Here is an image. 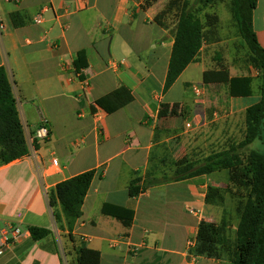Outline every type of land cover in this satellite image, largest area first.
Returning a JSON list of instances; mask_svg holds the SVG:
<instances>
[{
    "label": "crops",
    "instance_id": "crops-1",
    "mask_svg": "<svg viewBox=\"0 0 264 264\" xmlns=\"http://www.w3.org/2000/svg\"><path fill=\"white\" fill-rule=\"evenodd\" d=\"M142 4L143 0H0V67L9 74L29 149L26 157L0 167V264H69L83 247L98 252L100 264H129L131 247L140 248L143 241L161 255L155 260L147 257L142 264H221L190 253L196 237L193 242L182 239L190 227L155 226L153 216L142 211L143 194L156 185L138 197L129 195L135 177L148 180L157 127L147 125L145 118H157L160 103H175L168 94L180 82H189L184 78L191 69H198L202 81L208 71L198 62L191 64L163 94L174 36L155 22L161 0L148 9ZM44 7L49 10L36 24ZM12 15L18 17V26ZM253 27L264 49V0H257ZM80 51H85L88 66L78 73L73 63ZM207 85L226 87L232 131L261 100V81L256 88L252 79V94L246 97L230 96L227 84ZM122 86L134 96L130 104L111 115L93 107ZM42 118L49 121L50 137L38 142ZM90 170L96 175L70 237L60 229L54 213L61 207H52L49 195L59 183ZM214 180L203 176L200 187L188 186L193 192L188 209L200 211L194 206L200 205L197 195L201 191L204 198ZM105 204L132 209L131 226L104 215ZM31 226L50 234L35 241ZM10 227L20 228L21 235L5 246L4 233ZM161 235L174 242L163 244Z\"/></svg>",
    "mask_w": 264,
    "mask_h": 264
},
{
    "label": "trees",
    "instance_id": "trees-1",
    "mask_svg": "<svg viewBox=\"0 0 264 264\" xmlns=\"http://www.w3.org/2000/svg\"><path fill=\"white\" fill-rule=\"evenodd\" d=\"M158 0H146L143 9H148ZM194 4L211 5L215 0H193ZM181 2L173 0L171 5ZM257 0H230L231 15L235 21L241 40L248 47L254 65L261 72V100L250 107L245 114L246 135L238 146L227 151L212 153L202 162L179 167L169 180L177 182L199 176L212 175L226 170L230 173V180L235 184L250 189L251 196L240 209V221L236 231L233 246L229 249L231 264H264V151L250 149L246 165L241 159L240 152L247 149L255 141H260L264 147V49L258 43L253 27V14ZM189 2L184 0L177 16L168 72L163 88L165 95L176 83L178 78L191 64L197 62L200 51L205 43V27L214 28L219 24L216 14H206V22L188 9ZM166 11L159 13L157 19ZM14 26H18L16 15H12ZM76 72L88 66L85 51L78 53L73 63ZM204 84H227L230 96H250L252 94V79L250 77L230 78L228 69L220 65L217 69L203 74ZM134 100L131 91L122 86L113 92L99 98L95 103L106 114L111 115ZM37 146V145H36ZM29 155V149L21 123L16 99L13 94L12 83L4 66L0 67V167ZM96 170H90L71 179L59 183L50 192V205H60L61 211L55 212V219L62 230H67L70 237L77 221L82 216V207L91 187ZM165 183L164 180H146L135 177L129 185L131 198L138 197L147 188ZM219 191L209 187L206 196L207 203L219 199ZM102 213L119 220L123 226L130 227L134 211L132 209L105 204ZM33 240L46 238L50 231L41 227H29ZM224 238L221 229L212 223L201 221L195 240L194 256L217 258L218 248L223 246ZM75 264H100L98 252L81 248Z\"/></svg>",
    "mask_w": 264,
    "mask_h": 264
},
{
    "label": "rangeland",
    "instance_id": "rangeland-1",
    "mask_svg": "<svg viewBox=\"0 0 264 264\" xmlns=\"http://www.w3.org/2000/svg\"><path fill=\"white\" fill-rule=\"evenodd\" d=\"M159 1L152 3L151 7ZM172 1L161 0L162 4L157 6L158 9H162L159 13L166 12L157 21L169 29V35L174 36L177 16L184 0L174 5H171ZM145 2L146 0H143L142 7ZM188 2V9L193 11L202 22H206V14H216L219 19L222 18L216 26L215 32L214 28L205 27V43L197 62L201 66L205 65L208 71L223 65L230 71L228 72L231 76L251 77L255 87L259 88L261 72L254 65L248 47L241 40L236 23L232 19L230 0H215L207 7L194 4L193 0H188ZM199 78L198 69H191L184 78L189 82L185 86H183L184 81L180 82L168 94V99L175 103H160V112L157 118L147 117L144 120L147 125H156L157 127L151 165L146 177L149 181L157 179L164 180L165 183L153 186L146 191L147 195L143 194L142 211L153 216L155 226L187 225L190 228L186 237H182V239L189 242H193L196 237L195 228L198 230L201 221L217 225L221 229L224 244L218 248L217 258L208 259L220 261L221 264H231L229 249L233 246L236 238L240 209L251 196L250 189L231 182L230 173L226 170L219 171V174L216 172L217 175L215 173L208 175L214 177L215 184L210 187L219 191L220 198L213 203H207L206 196L209 188H207L204 198L201 195L202 192L199 191L197 203L200 205L194 204V206L200 209V213L195 216L187 208L189 204L193 203V192L188 186L200 187L203 183V176H199V180L196 179L198 177L178 182L169 180L179 167L202 162L212 153L227 151L238 146L245 139V118L241 117L240 120H235L237 126L232 131L234 119L227 112L226 87L224 85H207ZM194 87L199 90V95L194 91ZM191 121L195 126L192 129H187L186 124ZM196 122L197 124H195ZM250 149L264 151L260 141H255L247 149H242L240 156L244 166ZM112 173L113 166L111 177ZM125 199L126 197L121 198L120 202H124ZM179 237L177 236L175 239H180ZM161 238L165 245L174 242L162 235ZM141 245L140 248L131 247L128 255L129 264H142L141 262L147 257L153 260L160 257L161 253L156 252L157 247L152 246L151 250L147 249L146 241H143ZM194 246L195 243L190 247V253L195 255ZM123 257L125 256L121 255V258ZM120 261L121 259L117 262ZM200 261L197 260L196 263ZM69 264H75L74 257Z\"/></svg>",
    "mask_w": 264,
    "mask_h": 264
},
{
    "label": "built area",
    "instance_id": "built-area-1",
    "mask_svg": "<svg viewBox=\"0 0 264 264\" xmlns=\"http://www.w3.org/2000/svg\"><path fill=\"white\" fill-rule=\"evenodd\" d=\"M14 1L15 3H19L20 0H12ZM49 10L48 7H44L41 11V14L34 20V22L36 24H41L43 19H42V16L44 13H46L47 11ZM194 91L196 93H198V95L200 94L199 90L194 87ZM93 107L97 110H101L96 103H93ZM197 124V122L195 123ZM194 122H188L186 124V127L187 129H192L194 127ZM50 137V129H49V121L48 119L46 118H42L41 120V123H40V127L37 131V134H36V137H35V140L38 141V142H45L49 139ZM53 165L55 167H58L59 163H58V160L54 159L53 160ZM189 212L195 216H197L200 212L198 210H196L195 208H189ZM4 245L5 246H9L11 245V242L17 240L20 235H21V229L20 228H15V227H10V229H7L6 232L4 233ZM3 251L0 250V255H2Z\"/></svg>",
    "mask_w": 264,
    "mask_h": 264
}]
</instances>
